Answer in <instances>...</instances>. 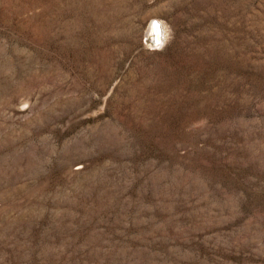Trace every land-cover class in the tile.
I'll list each match as a JSON object with an SVG mask.
<instances>
[{
    "label": "rangeland",
    "instance_id": "obj_1",
    "mask_svg": "<svg viewBox=\"0 0 264 264\" xmlns=\"http://www.w3.org/2000/svg\"><path fill=\"white\" fill-rule=\"evenodd\" d=\"M0 264H264V0H0Z\"/></svg>",
    "mask_w": 264,
    "mask_h": 264
},
{
    "label": "bare ground",
    "instance_id": "obj_2",
    "mask_svg": "<svg viewBox=\"0 0 264 264\" xmlns=\"http://www.w3.org/2000/svg\"><path fill=\"white\" fill-rule=\"evenodd\" d=\"M149 30L151 32L152 40L151 43L153 46H159L162 42V36H163V28L160 26V24L157 21H152L149 25Z\"/></svg>",
    "mask_w": 264,
    "mask_h": 264
}]
</instances>
